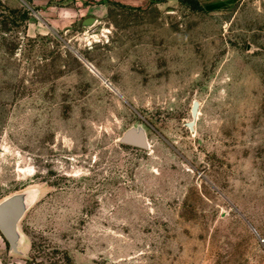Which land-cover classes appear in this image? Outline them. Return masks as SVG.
I'll list each match as a JSON object with an SVG mask.
<instances>
[{
    "label": "rangeland",
    "instance_id": "374dc122",
    "mask_svg": "<svg viewBox=\"0 0 264 264\" xmlns=\"http://www.w3.org/2000/svg\"><path fill=\"white\" fill-rule=\"evenodd\" d=\"M29 6L0 0V201L35 192L2 263L264 264V0Z\"/></svg>",
    "mask_w": 264,
    "mask_h": 264
},
{
    "label": "water",
    "instance_id": "95a60500",
    "mask_svg": "<svg viewBox=\"0 0 264 264\" xmlns=\"http://www.w3.org/2000/svg\"><path fill=\"white\" fill-rule=\"evenodd\" d=\"M97 20L98 18L95 16H88L83 19L82 24L83 26H92ZM89 65L95 70L91 64ZM96 72L98 73L97 70ZM200 106V101L195 99L191 109L192 119L186 122V125L193 131L198 120ZM120 141L144 149H148L151 146L147 129L143 123L132 125L125 130L120 137ZM34 194L33 190L24 189L0 201V233L7 240L10 250L13 252L22 253L21 246L24 238L19 224L30 208ZM252 228L255 230L253 226Z\"/></svg>",
    "mask_w": 264,
    "mask_h": 264
},
{
    "label": "crops",
    "instance_id": "0c3cea01",
    "mask_svg": "<svg viewBox=\"0 0 264 264\" xmlns=\"http://www.w3.org/2000/svg\"><path fill=\"white\" fill-rule=\"evenodd\" d=\"M20 1L23 4L39 8L42 15H48L54 18L59 24L67 27L71 23L84 19L88 16L105 17L109 13L110 3L119 2L131 7H146L152 2H160L161 0H72L73 5L68 7H56L54 3L60 0H9L11 4H18ZM171 3H178L179 0H167ZM204 10L221 11L230 10L237 5L241 0H198ZM29 6V8H30ZM0 264L2 260L0 259Z\"/></svg>",
    "mask_w": 264,
    "mask_h": 264
},
{
    "label": "trees",
    "instance_id": "16d2710c",
    "mask_svg": "<svg viewBox=\"0 0 264 264\" xmlns=\"http://www.w3.org/2000/svg\"><path fill=\"white\" fill-rule=\"evenodd\" d=\"M180 2L187 3V4H189L191 7L195 8V9H198V10H204V8L201 6V4L199 3L198 0H180ZM111 3H113V4H117V5H121V6H126V5H123V4L119 3V2H111ZM10 11H11L12 13H14V12H17V11H20V10H17V9H10ZM29 15H30L29 10H25V11L23 12V14H22V17H23L24 19H29V17H30Z\"/></svg>",
    "mask_w": 264,
    "mask_h": 264
}]
</instances>
